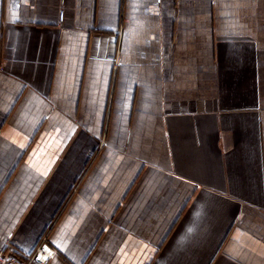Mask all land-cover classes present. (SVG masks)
<instances>
[{
	"label": "crops",
	"instance_id": "obj_1",
	"mask_svg": "<svg viewBox=\"0 0 264 264\" xmlns=\"http://www.w3.org/2000/svg\"><path fill=\"white\" fill-rule=\"evenodd\" d=\"M264 264V0H0V254Z\"/></svg>",
	"mask_w": 264,
	"mask_h": 264
},
{
	"label": "built area",
	"instance_id": "obj_2",
	"mask_svg": "<svg viewBox=\"0 0 264 264\" xmlns=\"http://www.w3.org/2000/svg\"><path fill=\"white\" fill-rule=\"evenodd\" d=\"M5 247L4 253L0 254V264H47L54 253L46 240L41 241L30 254L19 252L8 241Z\"/></svg>",
	"mask_w": 264,
	"mask_h": 264
}]
</instances>
